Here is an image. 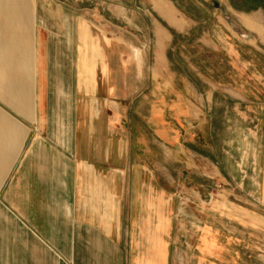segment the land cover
<instances>
[{"label":"crops","instance_id":"0c3cea01","mask_svg":"<svg viewBox=\"0 0 264 264\" xmlns=\"http://www.w3.org/2000/svg\"><path fill=\"white\" fill-rule=\"evenodd\" d=\"M214 11L0 0V264H264V0Z\"/></svg>","mask_w":264,"mask_h":264},{"label":"rangeland","instance_id":"374dc122","mask_svg":"<svg viewBox=\"0 0 264 264\" xmlns=\"http://www.w3.org/2000/svg\"><path fill=\"white\" fill-rule=\"evenodd\" d=\"M102 2H104V0H101ZM217 1V2H216ZM207 2H208V4H209V9H210V11L212 12V13H215V11H214V5L216 4V3H226V0H207ZM96 4H98L99 5V3H95V2H88V1H86V2H84V4H83V6L85 7V8H90V9H94L95 8V6H96ZM219 10V9H218ZM221 10V9H220ZM220 12H224V11H220ZM220 12H218V13H220ZM102 14V13H101ZM230 15H232V14H230ZM220 17L222 18V14H220ZM222 21V20H221ZM224 21H226V19H224ZM242 21L246 24V26L248 27V28H250L251 30H256L258 33H260L259 32V29H258V27H256V25L249 19L248 20V18H246V17H243L242 18Z\"/></svg>","mask_w":264,"mask_h":264}]
</instances>
